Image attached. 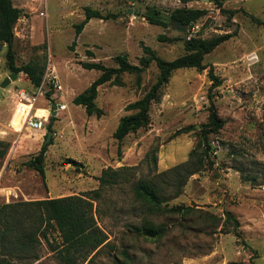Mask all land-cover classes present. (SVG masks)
I'll use <instances>...</instances> for the list:
<instances>
[{"label": "rangeland", "instance_id": "374dc122", "mask_svg": "<svg viewBox=\"0 0 264 264\" xmlns=\"http://www.w3.org/2000/svg\"><path fill=\"white\" fill-rule=\"evenodd\" d=\"M12 2L26 14L14 26L16 64L38 60L45 70L49 60L62 86L59 101L67 108L49 119L45 128L50 125V130L21 131L15 93L20 89L31 93L34 87L20 73L3 90L0 206L88 194L97 226L106 236V245L88 257L95 255L92 264H264V0H221L223 9L237 10L231 19L212 0ZM86 7L114 17L93 19L70 49L74 25L84 18ZM147 7L158 10L167 27L142 18ZM181 7L206 11L195 23V38L234 36L204 56L205 70L174 71L159 101L150 105L149 124L119 142L113 138L119 119L135 112L125 107L155 83L158 69L152 62L139 83L136 74L123 73L119 82L99 86L95 104L102 114L97 117L87 116L83 106L72 103L101 74L83 69L81 63L117 67L113 57L125 54L129 63L137 65L144 56L142 45L166 61L186 55L184 34L189 27L183 33L169 21L172 10ZM131 13L136 20L129 26ZM252 51L259 62L248 67L245 56ZM5 52L6 46L0 44V79L10 74ZM209 67L221 81L215 89L210 88ZM209 97L222 126L199 146L201 126L208 122ZM48 132L52 136L46 142ZM43 145L47 146L44 179L26 166ZM192 151L202 155L204 162L199 172L189 175ZM107 168L117 171V181L100 187L97 178ZM142 180L157 188L162 199L157 211H148L136 195L135 187ZM176 206L189 211H166ZM225 211L237 220L236 230L226 221ZM147 225L160 234L147 235ZM48 235L51 243L60 241L52 229ZM51 246L41 240L38 259L30 255L21 263L61 264ZM88 260L78 257L79 264Z\"/></svg>", "mask_w": 264, "mask_h": 264}, {"label": "trees", "instance_id": "16d2710c", "mask_svg": "<svg viewBox=\"0 0 264 264\" xmlns=\"http://www.w3.org/2000/svg\"><path fill=\"white\" fill-rule=\"evenodd\" d=\"M188 0H183L187 2ZM221 12L228 14L231 19L237 10L227 11L222 8L221 0H212ZM23 9L13 5L12 0H0V44L6 46L5 63L10 73L24 74L32 87L36 88L40 85L44 73V66L38 60L29 61L25 64L17 65L14 44V26L16 22L25 16ZM206 15L204 9H193L187 7L176 8L172 10L169 21L179 23L181 26L190 27L199 19ZM109 15H103L98 10L86 7L84 9V18L82 21L74 25L75 38L70 49L75 46V40L81 34L85 25L91 19L107 20ZM149 24L167 27L158 10L147 7L144 15H142ZM255 22H259L256 18L251 17ZM264 24V23H261ZM185 35V34H184ZM234 34H226L213 39L205 40L201 38H190L184 41L186 55L178 57L172 61H166L156 55V53L148 46L142 45L144 56L138 60V64L134 65L128 62L127 55L119 54L113 57V62L117 67H106L100 63H81V67L85 70H96L101 74L85 89L82 93L76 95L72 103L76 106H83L87 116L96 115L99 117L102 112L97 108L95 99L98 93V87L108 82H119V77L123 73L136 74L137 83L141 80V74L154 62L158 69V76L155 83L148 91L134 103L128 104L125 109L135 111L133 114L122 116L113 133V138L122 141L129 133L136 132L149 124V108L154 102L159 101L160 91L165 86L172 73L179 69H195L199 72L205 70L207 66L202 64L205 55L212 52L218 45L227 41ZM164 38V37H159ZM91 55V53H88ZM207 76L211 82V89L220 86L221 81L214 75L213 68L209 67ZM210 107L208 122L202 128V142L207 139V135L218 133L222 126V121L218 116L217 110L209 97ZM52 119V118H50ZM50 130V125H48ZM208 146V145H207ZM46 145H43L39 153L26 163L27 167L33 168L42 179L45 178V171L42 160L46 152ZM119 152V150H118ZM196 157L194 162L191 158ZM191 167L189 175L200 171L204 158L202 155L192 151L190 153ZM177 167L175 169H179ZM117 171L107 168L102 171L97 178L99 186L103 187L116 183ZM135 192L139 200L148 205V211H157L162 202L161 197L157 193L154 184L146 181H139L135 187ZM93 194L98 196L94 191ZM169 213L183 214L189 211L185 207H171L166 210ZM226 221L233 223L235 230L238 228L237 220L227 211L224 212ZM52 229L57 234L59 242L50 241L48 231ZM145 232L149 236L160 234V230H154L151 225L144 227ZM41 240L53 245L61 260V264H79L78 257L88 260V257L96 251L95 255L106 245V236L97 226L95 211L88 194L71 195L61 198H45L35 201L16 202L3 204L0 206V264H22L21 260L32 256L37 260V246ZM125 258L127 255L123 253ZM94 255V256H95ZM93 257L88 260V264H92ZM125 264V263H122Z\"/></svg>", "mask_w": 264, "mask_h": 264}, {"label": "built area", "instance_id": "2783aa9c", "mask_svg": "<svg viewBox=\"0 0 264 264\" xmlns=\"http://www.w3.org/2000/svg\"><path fill=\"white\" fill-rule=\"evenodd\" d=\"M135 20L136 16L134 14H128L127 24L129 26L133 25ZM195 29V24L190 25L185 33L186 40L195 37ZM245 62L248 67L255 65L259 62L258 54L255 51L249 52L245 56ZM61 92L62 86L59 83L55 67L48 60L40 85L34 88L31 93L23 89L15 93L16 108L20 107L21 111V131L24 129L45 130V126L51 118L53 111L56 115L59 112L65 111L67 108L66 105L59 101ZM39 111H43L45 114L38 115ZM12 128L15 131V128Z\"/></svg>", "mask_w": 264, "mask_h": 264}, {"label": "water", "instance_id": "95a60500", "mask_svg": "<svg viewBox=\"0 0 264 264\" xmlns=\"http://www.w3.org/2000/svg\"><path fill=\"white\" fill-rule=\"evenodd\" d=\"M126 1H131V0H126ZM175 25L178 27L179 30L183 31V33L186 31L185 27L181 26L179 23H175ZM17 76L18 75L15 73H10L9 76H6L3 78V80L0 82V97L3 95V90H5V88H7L12 82L17 80ZM55 115L56 113L53 111L51 113V117L54 118ZM45 130L48 131V127H46ZM51 136H52V133L48 132L47 137H46V142H48L51 139Z\"/></svg>", "mask_w": 264, "mask_h": 264}, {"label": "crops", "instance_id": "0c3cea01", "mask_svg": "<svg viewBox=\"0 0 264 264\" xmlns=\"http://www.w3.org/2000/svg\"><path fill=\"white\" fill-rule=\"evenodd\" d=\"M97 20H98V19H97ZM91 21H93V19H91L89 22H91ZM89 22H88V23H89ZM88 23H87V24H88ZM87 24H86V25H87ZM86 25H85V26H86ZM4 77H6V75H5V74H4V75H2V77H1L0 81H2ZM17 78H18V76H17ZM55 117H56V115H55ZM55 117H54V118H55ZM51 118H52V117H51ZM54 118H52V119H54ZM45 129H46V128H45Z\"/></svg>", "mask_w": 264, "mask_h": 264}]
</instances>
